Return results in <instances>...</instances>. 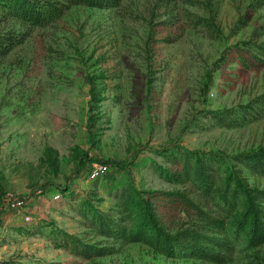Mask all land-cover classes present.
<instances>
[{
  "label": "rangeland",
  "instance_id": "obj_1",
  "mask_svg": "<svg viewBox=\"0 0 264 264\" xmlns=\"http://www.w3.org/2000/svg\"><path fill=\"white\" fill-rule=\"evenodd\" d=\"M1 30L20 42L0 59V264H217L105 236L92 220L121 217L132 190L184 191L215 213L163 174L180 171L186 150L264 188L238 160L264 147V0L74 5L50 24L8 19ZM97 160L110 166L98 178ZM152 200L167 229L200 223ZM225 264H264V244L241 239Z\"/></svg>",
  "mask_w": 264,
  "mask_h": 264
},
{
  "label": "trees",
  "instance_id": "obj_2",
  "mask_svg": "<svg viewBox=\"0 0 264 264\" xmlns=\"http://www.w3.org/2000/svg\"><path fill=\"white\" fill-rule=\"evenodd\" d=\"M122 0H0V59L8 56L20 42L14 31L1 30L2 22L16 19L31 25L43 26L58 20L70 6L111 8ZM262 61V59H261ZM180 171L164 169L173 182H190L202 195L214 201L215 213L207 211L186 192H150L147 199L132 190L125 194L124 213L94 214L93 224L100 232L116 239L143 242L168 255H183L217 264L227 263L237 243L246 238L249 245L264 244V188L252 187L229 172L226 179L219 173L220 161L207 152L186 150ZM238 160L252 173L264 177V147L241 154ZM166 198L171 210L195 214L200 223L178 225L174 230L162 223L153 202ZM121 214V211H120ZM73 251L89 254L90 247L71 236ZM66 240L65 244H69Z\"/></svg>",
  "mask_w": 264,
  "mask_h": 264
},
{
  "label": "built area",
  "instance_id": "obj_3",
  "mask_svg": "<svg viewBox=\"0 0 264 264\" xmlns=\"http://www.w3.org/2000/svg\"><path fill=\"white\" fill-rule=\"evenodd\" d=\"M110 168L109 164L103 161H95L94 164L92 165V169L90 171V174L92 177H100L102 175H104L108 169ZM60 197L59 193H56L54 195V198L58 199ZM8 206L10 208H14V209H22L26 206L25 203V199L23 197L20 198H9L8 200ZM26 220H30L31 219V215L30 214H26L25 215Z\"/></svg>",
  "mask_w": 264,
  "mask_h": 264
}]
</instances>
